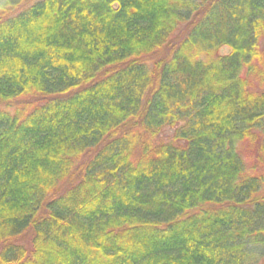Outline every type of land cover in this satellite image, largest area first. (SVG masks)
I'll return each mask as SVG.
<instances>
[{
  "label": "trees",
  "instance_id": "16d2710c",
  "mask_svg": "<svg viewBox=\"0 0 264 264\" xmlns=\"http://www.w3.org/2000/svg\"><path fill=\"white\" fill-rule=\"evenodd\" d=\"M263 40L264 0H0V264H264Z\"/></svg>",
  "mask_w": 264,
  "mask_h": 264
},
{
  "label": "rangeland",
  "instance_id": "374dc122",
  "mask_svg": "<svg viewBox=\"0 0 264 264\" xmlns=\"http://www.w3.org/2000/svg\"><path fill=\"white\" fill-rule=\"evenodd\" d=\"M261 46L262 47H264V40L261 42ZM229 52V50L227 49V48H223V50H222V54H225V53H228ZM0 109H2V110H7V111H13V109H14V105H11V107H6L5 105H3V104H1L0 103ZM243 150H247L248 152H246L245 154V156L248 158V160L249 161H251L252 160V157H253V154H252V152L250 151V149L248 150L246 147H244L243 146Z\"/></svg>",
  "mask_w": 264,
  "mask_h": 264
}]
</instances>
